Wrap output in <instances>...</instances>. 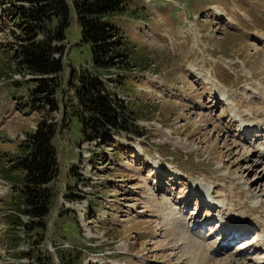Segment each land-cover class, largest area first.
<instances>
[{"label": "rangeland", "instance_id": "rangeland-1", "mask_svg": "<svg viewBox=\"0 0 264 264\" xmlns=\"http://www.w3.org/2000/svg\"><path fill=\"white\" fill-rule=\"evenodd\" d=\"M8 1L0 0V264H63L60 252L78 264H192L196 233L216 264H259L263 233L215 254L223 237L191 228L208 214L201 199L193 203L197 183L215 193L214 218L247 217L264 231V136L240 133L241 120L264 123V0H128L147 14L127 28L149 64L105 77L135 110L136 133L83 141L78 130H63L70 122L62 110L46 112L60 123L61 168L56 204L31 231L6 220L22 186L3 166L43 119L12 93L15 81L18 93L31 88L32 76L12 74L19 30ZM80 37L75 21L67 41L74 66L91 62L90 52L74 57ZM171 173L181 179L159 180Z\"/></svg>", "mask_w": 264, "mask_h": 264}, {"label": "trees", "instance_id": "trees-1", "mask_svg": "<svg viewBox=\"0 0 264 264\" xmlns=\"http://www.w3.org/2000/svg\"><path fill=\"white\" fill-rule=\"evenodd\" d=\"M8 2L15 16L13 25L19 30L13 35L18 51L11 65L12 74L19 73L23 78L32 76V79H25L32 84L31 88L18 93L21 83L15 81L13 87L16 90L12 93L23 96L25 107L37 110L43 119L17 147L18 153L10 167L3 166L5 178L16 180L15 183L22 186L12 204L15 213L9 214L6 220L8 228L31 231L36 224L34 219L39 218L38 222H42L56 204L57 191L53 184L61 168L57 148L60 123L54 119L49 123L51 117L46 114L62 110L71 123L63 125V130H78L83 141L106 144L111 133H136L131 121L135 110L118 98L106 82L115 81L105 76L115 70L130 72L132 68L149 64L138 55L127 28L131 20L139 23L143 16L147 18V14L145 10L132 7L128 0ZM75 21L81 29V37L75 46L74 57L90 52L91 62L86 66H74L68 61V57L71 60L72 57L67 41ZM65 82L68 86L63 88ZM0 162L5 164L4 159ZM13 171L19 174L9 177L8 173ZM24 216L29 217L28 224L23 221ZM8 231L10 229L6 231L8 241L12 242ZM59 255L63 264H78L69 254L60 252Z\"/></svg>", "mask_w": 264, "mask_h": 264}, {"label": "bare ground", "instance_id": "bare-ground-1", "mask_svg": "<svg viewBox=\"0 0 264 264\" xmlns=\"http://www.w3.org/2000/svg\"><path fill=\"white\" fill-rule=\"evenodd\" d=\"M228 19V18H227ZM201 121V120H200ZM201 186V185H200ZM203 188H204V191H206L207 193H209V192H213V189H206L204 186H203ZM198 189H199V187H198ZM206 189V190H205ZM181 217V216H180ZM180 217H178V223H180V221H179V219H180ZM241 221L242 222H245L246 220H244V219H241ZM196 227H199V225H197ZM188 231V229L187 228H185V231ZM191 231V230H190ZM184 234V233H183ZM197 236V239H195V241H194V245H193V248L195 249V251L192 253V255H195V257H196V260L194 259V261H193V263L192 264H207V263H211V264H216V260H215V258H210V257H208L207 256V249H206V246H208L207 244L208 243H206V244H204L203 243V241H204V235H202V234H198V235H196ZM180 239L181 240H183V239H185V236L184 235H182L181 237H180ZM205 242V241H204ZM208 248V247H207ZM209 248H210V246H209ZM209 248H208V250H209ZM213 253V252H212ZM262 254V253H261ZM260 254V255H261ZM259 255V253H258V255L256 256V258L257 259H259V260H263V258H264V255L262 256H260ZM220 261V260H219ZM238 261V260H237ZM221 262V261H220ZM233 262L235 263L236 262V259H234V258H232L231 260L229 259V261L228 262H223V263H217V264H230V263H232L233 264ZM259 263V262H258ZM242 264H247V263H245V262H243Z\"/></svg>", "mask_w": 264, "mask_h": 264}]
</instances>
